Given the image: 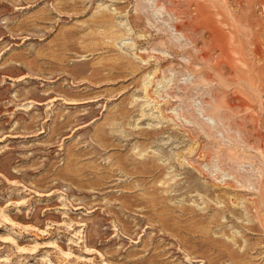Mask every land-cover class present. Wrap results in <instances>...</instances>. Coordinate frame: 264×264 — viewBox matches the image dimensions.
I'll use <instances>...</instances> for the list:
<instances>
[{"label": "rangeland", "instance_id": "374dc122", "mask_svg": "<svg viewBox=\"0 0 264 264\" xmlns=\"http://www.w3.org/2000/svg\"><path fill=\"white\" fill-rule=\"evenodd\" d=\"M0 264H264V0H0Z\"/></svg>", "mask_w": 264, "mask_h": 264}, {"label": "bare ground", "instance_id": "6f19581e", "mask_svg": "<svg viewBox=\"0 0 264 264\" xmlns=\"http://www.w3.org/2000/svg\"><path fill=\"white\" fill-rule=\"evenodd\" d=\"M2 243H7V242H2ZM3 262V261H2Z\"/></svg>", "mask_w": 264, "mask_h": 264}]
</instances>
